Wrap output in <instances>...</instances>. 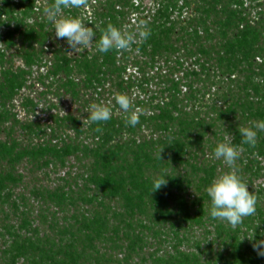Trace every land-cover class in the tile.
I'll return each mask as SVG.
<instances>
[{
  "label": "trees",
  "instance_id": "obj_1",
  "mask_svg": "<svg viewBox=\"0 0 264 264\" xmlns=\"http://www.w3.org/2000/svg\"><path fill=\"white\" fill-rule=\"evenodd\" d=\"M136 1L65 10L151 30L101 54L56 38L41 14L53 0H0V264H264L252 247L264 241V132L255 148L238 132L264 120V0ZM93 102L108 122L83 123ZM225 135L257 200L235 229L208 216Z\"/></svg>",
  "mask_w": 264,
  "mask_h": 264
},
{
  "label": "clouds",
  "instance_id": "obj_2",
  "mask_svg": "<svg viewBox=\"0 0 264 264\" xmlns=\"http://www.w3.org/2000/svg\"><path fill=\"white\" fill-rule=\"evenodd\" d=\"M85 4L86 0H53L52 3L43 7L41 13L55 30L56 38L66 39L70 49L74 52L88 50L94 41L95 50L101 54H107L110 51H126L137 40H147L151 35V30L147 28V25H142V30L138 32L122 29L112 23H108L105 28L101 29L99 25L87 26L92 22L87 21L86 23L80 16L65 12V10L80 9ZM94 28L99 29V38H97ZM114 99L119 108L127 114L125 116L126 126L135 127L140 123L139 110L133 108L132 101L127 94H116ZM85 111L88 112V116L83 120V123L102 125L112 118L111 108L102 102L90 103ZM95 131L100 133L103 129L98 126ZM238 132L241 136V144L255 148L258 133L264 132V120L254 121L251 126L239 127ZM162 150L159 153V158H161ZM240 155V147L234 145L225 135L223 140L214 147L213 158L222 160L228 170L215 177L206 188L207 196L211 202V207L208 210L209 218L225 222L232 229L240 225L244 218L254 216L257 204L256 197L249 191L248 184L235 167ZM169 176L167 169L161 168L151 180L152 192L165 186ZM252 247L258 256L264 257V241L254 242Z\"/></svg>",
  "mask_w": 264,
  "mask_h": 264
},
{
  "label": "rangeland",
  "instance_id": "obj_3",
  "mask_svg": "<svg viewBox=\"0 0 264 264\" xmlns=\"http://www.w3.org/2000/svg\"><path fill=\"white\" fill-rule=\"evenodd\" d=\"M138 2H139V0L136 1V3H138ZM143 4H145L148 7L152 4V2L149 0H145Z\"/></svg>",
  "mask_w": 264,
  "mask_h": 264
}]
</instances>
